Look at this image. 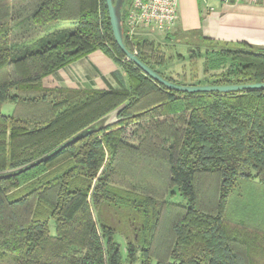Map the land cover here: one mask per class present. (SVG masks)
Instances as JSON below:
<instances>
[{
	"label": "trees",
	"instance_id": "trees-1",
	"mask_svg": "<svg viewBox=\"0 0 264 264\" xmlns=\"http://www.w3.org/2000/svg\"><path fill=\"white\" fill-rule=\"evenodd\" d=\"M130 3L119 7L123 42L131 51L133 43L137 57L160 76L183 85L264 82V47L246 41L189 50L187 58L205 55L207 70H220L211 78L185 83L166 76L167 56L157 41L139 33L131 42L125 35ZM95 50L123 70L124 85L43 84ZM6 101L14 104L9 114L1 110ZM113 111L115 122L0 178V259L123 264L115 237L128 221L132 230L122 232L128 264H264V89H167L124 59L105 0H0V171L42 156ZM70 160L64 172L9 199ZM175 189L185 204L166 200ZM252 199L255 217L231 218L234 202L244 209ZM37 204L49 209L46 218H34ZM102 206L117 222L98 217Z\"/></svg>",
	"mask_w": 264,
	"mask_h": 264
},
{
	"label": "crops",
	"instance_id": "crops-1",
	"mask_svg": "<svg viewBox=\"0 0 264 264\" xmlns=\"http://www.w3.org/2000/svg\"><path fill=\"white\" fill-rule=\"evenodd\" d=\"M191 5L179 6L177 24L182 29L200 28L210 40L246 41L264 47V6L244 3L223 4L212 9ZM45 78L49 86L70 88H119L126 83L123 70L101 50H95L60 68Z\"/></svg>",
	"mask_w": 264,
	"mask_h": 264
},
{
	"label": "rangeland",
	"instance_id": "rangeland-1",
	"mask_svg": "<svg viewBox=\"0 0 264 264\" xmlns=\"http://www.w3.org/2000/svg\"><path fill=\"white\" fill-rule=\"evenodd\" d=\"M190 0H180V6L183 8L189 4ZM194 1V4L199 6V9H202L204 5L218 6V1L216 0H208L204 2L203 0H192ZM21 27V26H20ZM20 28L17 31L18 36L20 37ZM139 33H142L144 35H147L150 38H153L157 41L159 44V48L165 53L167 56L166 60V66L168 68L163 70V73L166 76L174 78L178 82H185V83H194L198 80H202L204 78H211L210 75L213 73H218L220 70H214L206 67L207 65V58L206 56L202 57H191L187 58V55L189 54V50L191 48H199L201 52L205 51H211L216 50L218 48H236L237 47V41H229V40H221L217 39L213 42L207 41L203 39L205 36L202 32V30L198 28H191V29H182V27L178 24L175 25V27L170 30L167 34L161 33L158 31L146 29V30H140ZM31 37V35H30ZM20 40V39H19ZM258 48H263L260 45L254 44ZM177 55H182V58H178ZM212 55V54H211ZM209 57H212V56ZM207 70V72H206ZM43 84L49 85V79L44 78L42 80ZM14 108V104L10 101L3 102L1 105V110L5 114H9L12 112ZM72 161H67L60 166L56 167L55 169L51 170L50 173L44 174L40 176L37 180H32V182H29L27 184L21 185L19 188L14 190L12 193L9 194V199H16L23 194H25L28 190H30L32 187L36 186L40 182L46 181L53 176L64 172L67 168L70 167ZM75 184L77 182L75 181ZM252 189H256V186L254 188L251 187V193ZM175 194L172 196H167L166 200L185 204L186 200L185 198L175 189ZM247 191H250V188H247ZM253 195V194H251ZM255 203V199H252V206L249 207L246 205L244 209H241V203L240 201L234 202L233 205L230 207L229 214L232 213L231 218L236 220H241L243 218H253L255 217V213H253L252 210H254L253 204ZM49 214V209L42 204H37V207L35 208L34 212V218L37 219H43L46 218ZM227 212V216H230ZM97 215L100 218L108 219L112 223L117 222L116 216L112 215L111 211L102 206L97 211ZM257 221V220H256ZM262 221V220H261ZM135 220L132 221L134 223ZM50 228H53V222L49 219ZM121 227V234L116 235V240L120 243L121 246V253L123 255V264H128L125 261V238L124 234H122L123 231L128 232L131 231L132 228L129 226L128 221L119 223ZM0 264H15L14 259L12 256L4 259H0ZM135 264H139V262H136ZM154 264V263H152ZM263 264V261L262 263Z\"/></svg>",
	"mask_w": 264,
	"mask_h": 264
},
{
	"label": "water",
	"instance_id": "water-1",
	"mask_svg": "<svg viewBox=\"0 0 264 264\" xmlns=\"http://www.w3.org/2000/svg\"><path fill=\"white\" fill-rule=\"evenodd\" d=\"M105 1H106L109 22H110V26L112 29L114 39L118 47L120 48V50L123 52L124 56H126L134 65L139 67L143 71V73H145L147 76H149L151 79L158 82L159 84L165 86L167 89L174 90V91H181V92H204V91L235 92V91L248 90V89H264V82L227 84V85H210V84L183 85V84H177V83L169 81L168 79L160 76L155 71H153L151 68H149L147 65H145L137 57V55H135L131 50H129L125 46L123 39H122V35H121V25H120V20H119V7L123 0H116L115 3H113V0H105ZM116 112L117 111H113L111 114L105 116L99 121L93 124H90L87 127L81 129L77 133L73 134L72 136L64 140L57 147L43 154L42 156L34 160H31L30 162L22 166H19L13 169H7L4 171H0V178L19 174L42 162H45L46 160L54 156L57 152H59L63 148L77 142L78 140L84 138L85 136L91 134L92 132H95L96 130H98L99 127L115 122Z\"/></svg>",
	"mask_w": 264,
	"mask_h": 264
},
{
	"label": "built area",
	"instance_id": "built-area-1",
	"mask_svg": "<svg viewBox=\"0 0 264 264\" xmlns=\"http://www.w3.org/2000/svg\"><path fill=\"white\" fill-rule=\"evenodd\" d=\"M204 2L208 0H203ZM225 5L231 3H244L264 6V0H216ZM180 0H131L127 8L123 25L125 35L133 42L140 30H154L168 33L178 21ZM212 9V6L204 5ZM132 52L136 55L137 48L132 43ZM125 60L130 61L126 56Z\"/></svg>",
	"mask_w": 264,
	"mask_h": 264
}]
</instances>
